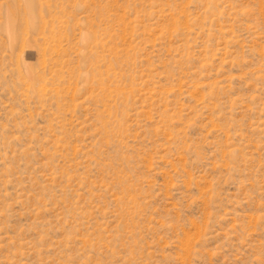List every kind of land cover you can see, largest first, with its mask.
Listing matches in <instances>:
<instances>
[{
	"label": "rangeland",
	"instance_id": "1",
	"mask_svg": "<svg viewBox=\"0 0 264 264\" xmlns=\"http://www.w3.org/2000/svg\"><path fill=\"white\" fill-rule=\"evenodd\" d=\"M0 264H264V0H0Z\"/></svg>",
	"mask_w": 264,
	"mask_h": 264
},
{
	"label": "bare ground",
	"instance_id": "2",
	"mask_svg": "<svg viewBox=\"0 0 264 264\" xmlns=\"http://www.w3.org/2000/svg\"><path fill=\"white\" fill-rule=\"evenodd\" d=\"M12 21V20H11ZM12 23V22H11Z\"/></svg>",
	"mask_w": 264,
	"mask_h": 264
}]
</instances>
